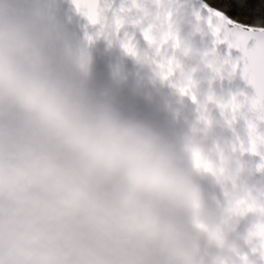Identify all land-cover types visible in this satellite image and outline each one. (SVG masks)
Masks as SVG:
<instances>
[{
    "label": "clouds",
    "instance_id": "1",
    "mask_svg": "<svg viewBox=\"0 0 264 264\" xmlns=\"http://www.w3.org/2000/svg\"><path fill=\"white\" fill-rule=\"evenodd\" d=\"M209 7L0 0V264H264V54Z\"/></svg>",
    "mask_w": 264,
    "mask_h": 264
},
{
    "label": "snow or ice",
    "instance_id": "2",
    "mask_svg": "<svg viewBox=\"0 0 264 264\" xmlns=\"http://www.w3.org/2000/svg\"><path fill=\"white\" fill-rule=\"evenodd\" d=\"M207 3L210 5L208 8L209 13L220 21L221 25L239 30V40L236 46L243 51L246 56L253 55L257 52L264 54V31L257 32L254 29L241 27L244 23L235 19L238 5L234 0H229L227 4V7L231 9L230 11H226L225 8L219 7L216 4L209 3V0Z\"/></svg>",
    "mask_w": 264,
    "mask_h": 264
},
{
    "label": "trees",
    "instance_id": "3",
    "mask_svg": "<svg viewBox=\"0 0 264 264\" xmlns=\"http://www.w3.org/2000/svg\"><path fill=\"white\" fill-rule=\"evenodd\" d=\"M228 2L229 0H209V3L216 4L225 8L226 11H230L231 9L227 7ZM234 2L238 5L235 19L243 23H254L264 20V3H262V0H234Z\"/></svg>",
    "mask_w": 264,
    "mask_h": 264
}]
</instances>
